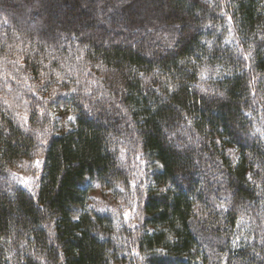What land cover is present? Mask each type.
Returning <instances> with one entry per match:
<instances>
[{
  "label": "trees",
  "instance_id": "1",
  "mask_svg": "<svg viewBox=\"0 0 264 264\" xmlns=\"http://www.w3.org/2000/svg\"><path fill=\"white\" fill-rule=\"evenodd\" d=\"M0 264H264V0H0Z\"/></svg>",
  "mask_w": 264,
  "mask_h": 264
},
{
  "label": "rangeland",
  "instance_id": "2",
  "mask_svg": "<svg viewBox=\"0 0 264 264\" xmlns=\"http://www.w3.org/2000/svg\"><path fill=\"white\" fill-rule=\"evenodd\" d=\"M9 101V99H8ZM18 114L21 116L22 119H26V103L24 102V99L22 97H12L10 98V101ZM36 161H39V164L37 165ZM26 164V165H25ZM22 173H18L17 175L20 177V180H22L23 184L27 187L33 186L41 174V168H42V160L40 158H37L31 163H25ZM144 174V173H143ZM140 177L143 175L140 174ZM111 191H108L107 189H104L100 187L99 185L95 184L93 186L92 191L89 195V204L95 205L101 209L109 208L113 210L119 211L123 205L118 204L116 200H114ZM120 208V209H119ZM127 216L131 215V211H126Z\"/></svg>",
  "mask_w": 264,
  "mask_h": 264
},
{
  "label": "snow or ice",
  "instance_id": "3",
  "mask_svg": "<svg viewBox=\"0 0 264 264\" xmlns=\"http://www.w3.org/2000/svg\"><path fill=\"white\" fill-rule=\"evenodd\" d=\"M75 89H73V91H74ZM69 119H75L74 117H69ZM36 163H37V165L39 164V161H36ZM125 215H127V213H125ZM74 218H76V219H78V217H74Z\"/></svg>",
  "mask_w": 264,
  "mask_h": 264
}]
</instances>
